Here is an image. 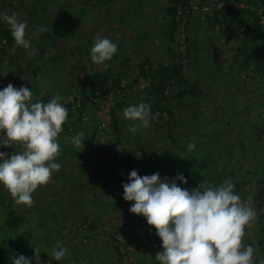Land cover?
Segmentation results:
<instances>
[{"label": "rangeland", "instance_id": "374dc122", "mask_svg": "<svg viewBox=\"0 0 264 264\" xmlns=\"http://www.w3.org/2000/svg\"><path fill=\"white\" fill-rule=\"evenodd\" d=\"M168 1L56 0L48 16L46 12V20L39 6L33 9L24 0H0V10L27 21L26 31L33 34L32 47L37 49L30 55L17 46L12 56L8 54L0 64V89L8 83L25 86L33 93L34 102H47L59 92L64 97L61 103L66 105L68 97H79L77 91L108 87L109 68L111 78L120 77L128 90L126 97L117 98L122 107L114 106L119 120L116 131L111 119L110 123L102 120L99 106L90 99L85 120H78L75 114L66 119L58 136L59 145L66 147H60L55 158L60 170L36 189L31 207L24 205L29 213L22 211V222L9 215L12 210L18 212L21 205L10 203L14 206L9 208L12 198L7 190L6 197L0 196V264H11L10 258L16 254L33 256L32 246L40 247L42 264H157L154 259L162 250L161 240L144 217L129 212L131 202L123 200L122 184L143 161L151 163L162 155L165 162L156 166L161 178L185 173L196 188L200 179L215 186L233 164L229 180L234 191L257 212L256 220L245 229L242 244L254 248V264H264V192L260 191L264 188V73L255 69L263 43L253 40L254 33L243 40L245 27H239L234 18L216 22L214 12L198 10L190 19L179 17L175 39L170 35L171 18L165 12ZM38 25H45L48 31L36 35ZM5 27L9 26L0 21V30ZM97 35L118 46L113 59L103 65L93 64L89 56ZM245 41L249 53L241 49ZM182 45L186 47L184 72L202 94L182 102L168 98L166 104L175 111L173 118L167 120L166 113L157 111L156 117L162 115L164 121L158 117L149 129L133 134L122 109L141 101L153 109L156 96L150 95V84L146 83L153 81L157 69L179 62ZM77 47L84 52V59L76 53ZM142 65L148 71L146 78L139 73ZM174 94L175 89L170 97ZM220 102L224 109H215ZM106 104L111 113L114 101ZM224 125L227 130H239L222 132ZM78 132L94 135L93 140H84L76 147L65 139ZM99 140L101 145L108 142V153L93 156L91 145ZM190 142L196 145L192 152L186 148ZM230 149L235 154L234 163L228 155ZM15 150L0 147L8 155ZM101 186L105 188L99 191ZM57 241L67 249L60 262L50 258ZM118 247L120 255L116 254Z\"/></svg>", "mask_w": 264, "mask_h": 264}, {"label": "clouds", "instance_id": "9594fccd", "mask_svg": "<svg viewBox=\"0 0 264 264\" xmlns=\"http://www.w3.org/2000/svg\"><path fill=\"white\" fill-rule=\"evenodd\" d=\"M0 21L5 22L17 46L34 54L32 33L27 21L15 13L0 10ZM48 31L45 25L36 27V35ZM118 46L108 37L97 35L89 50L93 64L103 65L113 59ZM33 93L25 86L8 83L0 89V147L15 148L10 155L0 151V186L8 191L15 205H33V193L47 184L52 173L60 170L55 158L60 152L58 136L68 116V109L57 92L47 102L32 99ZM70 100L71 97H68ZM129 131L149 129L155 115L150 106L141 101L122 109ZM80 147L84 133L68 138ZM187 151L196 145L188 143ZM19 149V150H18ZM179 182V183H178ZM183 174L169 179L160 174L128 173L123 183L122 198L131 202L129 212L145 218L161 240V251L155 255L157 264H254V248L242 244L246 227L257 218V212L242 202L234 191L231 180L212 186L206 180L191 191ZM33 256L16 254L11 264H42L38 246H32ZM67 249L57 241L51 259L60 262Z\"/></svg>", "mask_w": 264, "mask_h": 264}, {"label": "trees", "instance_id": "16d2710c", "mask_svg": "<svg viewBox=\"0 0 264 264\" xmlns=\"http://www.w3.org/2000/svg\"><path fill=\"white\" fill-rule=\"evenodd\" d=\"M28 6H30V8L33 7V9H35L37 6L41 7L42 9H44L43 11L45 12V15L43 16V18H46L47 20V16H48V10L55 4L56 0H24ZM58 1V0H57ZM192 0H169L166 7H165V12L170 16L171 18V22H170V35L171 37L176 33L177 30V26H178V22H177V17H178V12L179 10L186 12L189 8H190V3ZM210 2L212 3L215 0H203V2ZM220 2H223L225 4L224 7H222L219 11H215L213 14L214 20L216 22L219 21L220 18H224L227 19L228 17L234 18L236 21V24L239 27H245L244 32H242V35L244 36L243 40H247L248 36H250V34L254 33L255 34V38L253 40H259L263 43V54L260 58V60H258L255 63V69L257 71L258 74H262L264 73V26L261 24V17L264 16V0H235L237 2V5L244 3L246 6H252V7H257L259 9H261V16L258 14V11L252 10L248 7L245 8H234L232 6L229 5L230 2H232L233 0H218ZM46 5V6H45ZM47 7V9H46ZM46 9V11H45ZM46 12H47V16H46ZM189 19L191 16V13H189V15L187 16ZM49 22V27L48 29L52 28L51 25V21L48 19ZM176 39V36H175ZM17 45L15 44L12 36H11V32H10V28L9 27H5L2 28L0 30V64L2 63V61L9 55H13L14 52L17 51ZM80 47H77V50L79 52H76L77 54L79 53V57H81L82 59H84V52L82 50H80ZM242 50L245 51V53H249L248 52V45L245 43H243ZM73 52V51H72ZM141 71H140V75L143 77H148L147 72H145L146 70H144L143 65L140 66ZM155 77L153 78V81H151L149 87H150V95L154 94L156 96V100L154 102V107L153 109H151V113L155 115V119L156 118H161L163 121L165 119H170L173 118L175 111L173 108H169L167 103V99L169 98V101H171V99L173 98V100H177V102H182L184 100H188V99H192V98H197L200 94H202L200 88L190 80V78L187 76V74H185L184 72V68L183 65L178 62L176 63H171L168 65H165L159 69H157L155 71ZM107 82L109 80V86H95L93 88L90 89V91H77L79 93V97H72L70 100H68L66 102V107L68 109V116L67 119H69L70 117H72L74 114L76 117H78V120H81L82 115L86 112V106H87V100L92 99V98H102L103 96L107 95V94H111L113 93V91H115L116 88H119L122 82V79L120 77H113L111 78L110 75V69H107ZM107 84V83H106ZM224 88H226L225 86H223ZM175 89V94L174 96L170 97V94L172 92V90ZM114 104L112 106L113 109H111V125L114 128V130L116 131L118 129V123L119 120L116 117V115H114V106H121L123 105V103H121V101L117 100V97L113 98ZM166 104V105H164ZM215 109H224V107L222 106V103H218L216 107H214ZM75 110L76 113H74L73 111ZM159 111L161 114L166 113L167 117L164 119L162 118V115H158V117H156V112ZM77 114V115H76ZM99 121V120H97ZM154 121H152L153 123ZM97 124H99L98 122H95ZM155 124V123H154ZM227 126L224 125V128H222V132H225L227 130ZM233 127H230L228 130L232 129ZM236 127L233 128V130ZM227 130V131H228ZM239 130V129H237ZM221 131V130H220ZM95 133L97 135L99 134V131L95 130ZM102 133H105L104 131H102ZM101 133V134H102ZM223 134V133H220ZM93 136H84L85 140L88 141L93 140ZM90 137V138H89ZM228 139V136H227ZM94 144V143H93ZM202 144V143H201ZM227 145V143H225ZM67 145V144H66ZM225 145V146H226ZM65 145L60 144V147H64ZM229 146V145H228ZM66 147V146H65ZM109 144L108 142L101 145L100 140L96 141L94 145H91V150L92 151V155L96 156L98 153H108L105 150H108L109 148ZM228 155L231 158V163L233 162L234 157V153L231 151L228 152ZM157 158V159H156ZM155 158V160H151V163H147V161H143L142 165L139 167V169H136L138 175H151L153 173H159L160 174V170H156V166L161 167V165L165 162V156H157ZM229 158V157H228ZM145 159V158H144ZM163 159V160H162ZM161 160V161H160ZM234 163V162H233ZM233 165V164H232ZM232 165L228 166L227 172L224 174L223 180H221L219 183H216V181H214L215 186L220 184L222 181L224 180H229L232 171L230 170V167ZM156 170V171H155ZM184 176L187 180V184H180V186L182 188H187L190 191L192 189H197L202 183V180L200 179L198 182V186L196 188L195 184H191L190 181V177L189 175H185ZM128 180V179H127ZM128 182V181H127ZM195 187V188H194ZM105 187L101 186L99 187V191L100 190H104ZM261 193L264 192V188H262ZM6 193V189L3 188V186H0V196H4ZM10 197V194H9ZM98 201L103 202L102 198L99 197ZM10 203H14L13 200L9 201V208L14 206V204H10ZM24 207V208H23ZM21 209H18L17 211H11L12 213H9L10 218L13 221H19L22 222L24 219L22 218V211L24 213H29L28 211L25 210V206L21 205L20 207ZM13 209V207H12ZM94 227V223L91 225V228ZM118 233H121L123 236L126 234L124 231L119 230L117 231ZM14 233H16V231L14 230ZM117 233V234H118ZM112 239H114V236L112 235ZM261 242V240H260ZM116 254L120 255V249L119 247L116 248Z\"/></svg>", "mask_w": 264, "mask_h": 264}, {"label": "built area", "instance_id": "2783aa9c", "mask_svg": "<svg viewBox=\"0 0 264 264\" xmlns=\"http://www.w3.org/2000/svg\"><path fill=\"white\" fill-rule=\"evenodd\" d=\"M229 5L234 7V8H245V7H248L250 9H252V10H255V9H253L254 7L246 6L245 4L237 5V3L230 2ZM224 6H225V4L223 2L218 1V0H215L212 3L208 2V1L203 2V0H192L191 3H190V8L186 12H183L181 10H179V12H178V17H177L178 26H177V30H178V27L180 25L179 17H181V16H182V18L183 17H187L189 15V13H194V12H196V10L201 11L203 14H205V13L208 14L210 12L219 11ZM255 11H257V10H255ZM258 14L261 16V12H259ZM261 24L264 25V16L261 17ZM183 41H184V37H183ZM183 41H180V45H181V43H183ZM185 48L186 47L184 45H182L181 52L179 54H177V59L179 60L178 63L181 62V64L183 65L184 71H185V67H186V63H187L186 58H185V56H186L185 55V51H186ZM139 73H140V70H139ZM150 83H148V84L146 83V85L148 86ZM146 85H143L142 88H144ZM127 92H128V90L126 89V85L125 86L120 85V87L117 88L116 92L113 91V93L107 94V95L103 96L102 98H92V99H90V101H91L92 104H95V105L99 106V110L101 111L102 116H103V117H101L102 120L105 123H110V119H111L110 106H108V104H106V101L107 100H108V102L109 101H113L114 97L122 99V98L126 97ZM164 117L166 118L167 116H164ZM82 119L85 120L86 117L83 115ZM118 236L119 235L115 236V238L117 240L120 239V237H118Z\"/></svg>", "mask_w": 264, "mask_h": 264}, {"label": "crops", "instance_id": "0c3cea01", "mask_svg": "<svg viewBox=\"0 0 264 264\" xmlns=\"http://www.w3.org/2000/svg\"><path fill=\"white\" fill-rule=\"evenodd\" d=\"M223 95H224V93H223ZM223 95H222V96H223ZM220 100H221V99H220ZM221 101H222V100H221Z\"/></svg>", "mask_w": 264, "mask_h": 264}]
</instances>
